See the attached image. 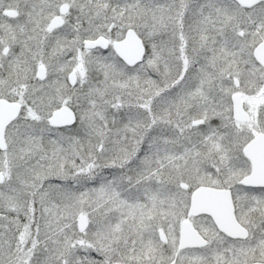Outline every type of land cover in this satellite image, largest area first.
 Wrapping results in <instances>:
<instances>
[{
  "label": "snow or ice",
  "instance_id": "6c2138e0",
  "mask_svg": "<svg viewBox=\"0 0 264 264\" xmlns=\"http://www.w3.org/2000/svg\"><path fill=\"white\" fill-rule=\"evenodd\" d=\"M0 264H264V0H0Z\"/></svg>",
  "mask_w": 264,
  "mask_h": 264
}]
</instances>
